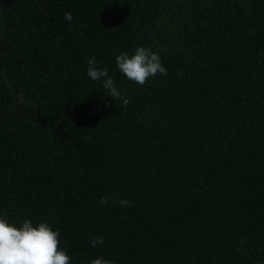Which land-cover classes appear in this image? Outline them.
<instances>
[{"label":"trees","instance_id":"1","mask_svg":"<svg viewBox=\"0 0 264 264\" xmlns=\"http://www.w3.org/2000/svg\"><path fill=\"white\" fill-rule=\"evenodd\" d=\"M0 217L71 264H264V0H0Z\"/></svg>","mask_w":264,"mask_h":264},{"label":"clouds","instance_id":"2","mask_svg":"<svg viewBox=\"0 0 264 264\" xmlns=\"http://www.w3.org/2000/svg\"><path fill=\"white\" fill-rule=\"evenodd\" d=\"M65 19L71 22L72 14L66 13ZM115 59L118 70L128 80L140 86H144L157 74L167 75V69L163 66L159 54L146 47H137L131 55L122 52ZM87 75L93 81L102 82L103 89L113 100L121 101L124 107L130 103V98L117 88L107 69L97 66L94 56L87 62ZM112 203L127 207L130 202L127 199L118 201L114 199ZM100 204H109V201L101 198ZM104 243L103 237L90 238L93 248L97 244ZM0 264H71V257L60 247V231L53 230L48 223L39 222L34 226L30 219H24L20 226H16L6 217H0ZM90 264H113V262L97 257Z\"/></svg>","mask_w":264,"mask_h":264}]
</instances>
